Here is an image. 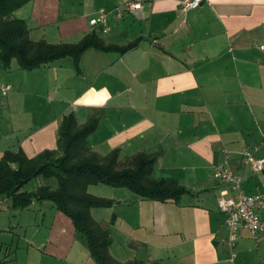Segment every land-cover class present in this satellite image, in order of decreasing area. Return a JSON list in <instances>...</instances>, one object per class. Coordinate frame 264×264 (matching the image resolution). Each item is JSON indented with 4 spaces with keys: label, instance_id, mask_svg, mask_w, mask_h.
Instances as JSON below:
<instances>
[{
    "label": "crops",
    "instance_id": "0c3cea01",
    "mask_svg": "<svg viewBox=\"0 0 264 264\" xmlns=\"http://www.w3.org/2000/svg\"><path fill=\"white\" fill-rule=\"evenodd\" d=\"M127 1L140 4L139 17L127 12ZM181 1L99 0V9L89 10L85 0H32L15 12L33 42L76 44L94 33L106 46H137L123 54L88 49L79 73L69 57L31 71L15 60L0 69V84L11 87L0 94V111L22 116L8 130L10 123L1 121L0 156L21 150L32 159L54 151L63 116L73 114L79 127L94 116L97 127L87 143L99 157L117 150L124 163L137 154L156 155L153 178L174 179L188 191L176 203H161L124 188L88 187L89 194L115 202L99 209L114 261L264 264V235L241 229L235 246L227 245L217 200L230 198L232 190L214 177L217 167H230L244 195L264 194V170L254 173L240 160L255 147L254 157L264 158V0H203L188 12ZM100 10L107 32L90 24ZM37 204L19 212L16 224H1L0 233L19 227L26 235L28 225L27 252L67 260L77 242L71 220L50 203L39 223L40 214L30 211ZM259 216L264 220V210ZM4 252L0 264H20L7 259L10 244Z\"/></svg>",
    "mask_w": 264,
    "mask_h": 264
},
{
    "label": "trees",
    "instance_id": "16d2710c",
    "mask_svg": "<svg viewBox=\"0 0 264 264\" xmlns=\"http://www.w3.org/2000/svg\"><path fill=\"white\" fill-rule=\"evenodd\" d=\"M31 1L0 0V62L5 69L13 60L21 70L31 71L69 57L79 73V59L88 49L123 54L137 46L136 42L123 48L106 46L94 33L87 34L76 44L33 42L29 39L26 21L14 16ZM97 122L98 118L92 116L79 127L74 115L68 114L61 119L56 150L44 151L32 159L21 150L3 152L0 156V201H8L12 210H24L34 200L52 203L71 220L76 239L96 264H120L109 254L112 240L108 231L91 217L92 209L112 208L115 203L89 194L88 187L102 184L124 188L142 199L161 203H176L188 191L174 179L153 178L156 155L141 153L124 163L119 161L117 150L99 157L87 143ZM37 178H42L44 183L34 192L23 190Z\"/></svg>",
    "mask_w": 264,
    "mask_h": 264
},
{
    "label": "built area",
    "instance_id": "2783aa9c",
    "mask_svg": "<svg viewBox=\"0 0 264 264\" xmlns=\"http://www.w3.org/2000/svg\"><path fill=\"white\" fill-rule=\"evenodd\" d=\"M203 0H182L181 9L188 12L198 8ZM127 12L135 17L140 16L141 6L132 1L125 2ZM91 26L102 25L104 32H107L106 13L98 11L96 17L90 21ZM11 87L0 84V94L5 96ZM258 147L247 149L241 153V163L249 166L254 173H261L264 170V158L256 159L255 153ZM229 158V157H227ZM214 177L222 184L228 185L232 190V196L228 199L217 200L218 211L224 216V225L227 231L225 239L230 248L235 246L238 238V231L245 230L253 236L264 235V220L259 213L264 210V194L244 195L241 190V177L230 167H217ZM235 257L231 254V259Z\"/></svg>",
    "mask_w": 264,
    "mask_h": 264
},
{
    "label": "rangeland",
    "instance_id": "374dc122",
    "mask_svg": "<svg viewBox=\"0 0 264 264\" xmlns=\"http://www.w3.org/2000/svg\"><path fill=\"white\" fill-rule=\"evenodd\" d=\"M72 1L75 2V0H72ZM85 1L87 3V8L89 10L99 9V0H85ZM0 69L1 70L4 69L3 65L0 66ZM7 113L8 112L5 110H4V112L0 111V116H1L0 118H2V119H0V123H1V121H2V124L7 123V122L10 123V125H6V128H5L6 130H8V128H10V127L11 128L16 127L17 126V120L19 119V117H22L21 115L16 114V110L14 112H10L9 114H7ZM43 183H44V180L42 178H37V179L29 182L28 184H26L23 187V190L27 191L28 193L34 192L36 187L40 184H43ZM97 185H99V184H97ZM95 186H89L90 187L89 190L95 189V188H91V187H95ZM99 187H101V186H98V188L96 190L98 194H99ZM105 187H107V186H105ZM105 189H107V191H111V190H109L111 188H105ZM89 190H88V192H89ZM101 191H105V190H101ZM107 194H109V193H107ZM33 202H37V201L34 200ZM39 203H41V204L40 205L37 204L34 207L32 206L30 211L37 212L40 214L38 217V220H37L40 223L41 222L40 217L42 216L41 214L43 212H49L48 206L50 205V202L44 201V202H39ZM7 204L9 205V202H7ZM38 206H40V207H38ZM5 207H7L6 203L1 202L0 203V208H1L0 209V226H1V224H6L8 220L11 222H14V224H16L18 222V213L19 212L26 213V211L12 210V209H8V208L5 209ZM94 210L95 209H93L92 211H94ZM101 213H103V211H101ZM13 215H16L17 217H13ZM91 217L93 218V220H95L99 224V209H98V211H94L91 214ZM109 217H110V215H109ZM107 219L105 217L103 220H105V222H106ZM108 220H110V221H107V222H109V224H111L113 222L112 219H108ZM49 223H50V221L47 218L45 220L44 226L48 227ZM24 227H27V229H28L27 230L28 232L26 233V235H24L25 233H23V230H22L24 228H19V227L14 229L13 234L9 233V232L0 233V248H1L0 249L1 250L0 257L1 258L3 257L2 254H5V252H4L5 248L7 247L8 244H10L11 253H10V255L7 256V259H15V263H20V264H22V263H30V264H32V263H65V262H72V261H75V262L80 261V262L85 263V264H96L93 261V259L90 257L85 246L78 240H77L75 246H73V251H72L71 256H69V258L67 260H63V261L62 260H60V261L55 260L54 258H52L50 256H48L49 258H42L40 256V254L35 252V250H30V252H27L26 249H27L28 245L24 241V237H25V239L26 238L28 239L29 234L32 232V229H30L31 227H29L28 225H25ZM45 229L46 228L41 229L42 235L40 237H38L39 241L44 239L43 237L46 235L45 232H47V230H45ZM108 233H109V231H108ZM109 235H110V233H109ZM110 238H111V236H110ZM35 249H37L39 253L45 254L42 252V250H41L42 248H35ZM13 251H14V253H12Z\"/></svg>",
    "mask_w": 264,
    "mask_h": 264
}]
</instances>
